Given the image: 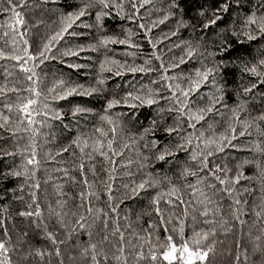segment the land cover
<instances>
[{"label": "snow or ice", "instance_id": "snow-or-ice-1", "mask_svg": "<svg viewBox=\"0 0 264 264\" xmlns=\"http://www.w3.org/2000/svg\"><path fill=\"white\" fill-rule=\"evenodd\" d=\"M242 0H219L216 7L205 5L197 8L196 23L200 24V20L203 17L211 15V18L205 20L201 24V29H207L210 25L216 24L226 11L229 10L231 5H239ZM260 4L264 6V0H259ZM7 7H0V12L8 13V20L11 23L5 24V30L3 34H0V40H4V46L0 47V59L4 61H13L12 68H18L26 78V82L29 84L27 89L20 87L9 88L7 83L0 86V95H6L7 93H21L22 91L29 92L33 98L23 100L19 95L17 96V104L5 103L4 109H7L10 113L18 111L21 114V121H27L26 125H22L21 122H16L15 127H9V117L0 115V128H6L7 131L15 133L23 127V131L28 134V143L22 148L18 149L17 152L23 157L21 170H11L7 175L13 177H24V182L19 184V189L22 191L27 187L30 192L31 201L28 204L29 211H21L20 215L25 217H33L34 222L38 218L37 227L43 229V235L50 240L52 247L55 252H47L49 257L53 255L57 258L61 257V245L66 241L57 238V235L48 230V226L45 223L44 215L41 210L40 204L36 203L38 200L37 192L39 189V182L36 181L37 169L41 166V161L38 159V149L41 147L38 144V139L47 140V133L43 132V128L50 126L49 117L52 120L60 121L62 119V111L59 108L50 107L47 101H58L65 100L70 95H83L89 96L94 93L103 91L105 86V78L101 75L105 71L113 72L114 75H124V73H149L154 71L151 64V59L154 58L160 62V72L157 75V79L153 80L148 85H141L139 89L132 85L133 90L126 92L120 99L111 98L108 99L104 105V113L99 114V121L102 125L100 127H94L92 134L84 136L78 134L74 137L68 145L60 148L58 152H45L44 155L49 160H56L61 154H67L69 149L74 145L80 150L79 156V168L81 176L84 179L81 181L84 190L78 195L81 199V204L78 206L83 209L84 204L90 205L87 211H80L78 216L77 213H66L63 212V201L57 200L56 207L52 205L48 206V215L55 216L60 227L67 229L68 235L78 231H85L89 236V243L86 246H78L79 256L85 261H89L90 264H111V261H115L116 264H129V258L125 256V252L130 248L132 254L135 257V264H156V261L163 256L164 261H173L177 257L173 255L175 245L172 244V237L169 236L165 241L168 250H161L159 242L156 245L152 244V241H148V252L145 253L142 249L146 246L144 237H139V247L141 251H137V245L132 243V237L128 238L127 247H125L123 241L125 235L121 232L119 227H116L117 220L113 218L111 223L114 225L111 235L116 236L117 233L120 235V246L117 248L116 244H112V248L116 251L109 257V253L105 251L103 245L108 241V236L105 235L103 240L99 242H91L92 230L97 226L98 221L101 219V214L104 220V230L107 232V225L109 221V213L103 211L101 208L95 207L93 204V198H99L98 192L96 191V183L89 181L84 171L85 161H88V171L94 176L96 173L93 170L91 161L93 160L94 154L98 153L104 160V171L107 173L105 180L99 183L103 184V191L107 196V205L111 209V213L118 216L117 202L120 200L118 195H113L114 192H118L120 185L113 183L117 176V165L115 164L116 158L120 157L121 164L124 168H130L134 163H138L139 168L143 169L145 163L149 157L143 155L138 144V140L143 141V148L149 152L157 149L159 141L156 139L148 140L146 137L154 130L163 127V130L170 134H173L179 143H169L161 148L155 159H164L167 156H174L177 152L186 150L191 145V153L188 157L190 161H196L198 165L197 171H192L188 167H182L180 176L185 177L192 175L196 177L193 184L184 185V189H191L192 192V205L189 206V201H185L180 196V189L176 185H172L167 192H158L156 196L152 197L151 203L158 205L160 197H164L169 205H172L174 201L171 197H175L176 201L180 204L185 205L184 217H188L190 212L192 213V227L194 228L192 236L189 237L190 243L183 244L180 249L179 262L182 264H193L194 261L200 262V264H216L215 257L218 255L217 245L222 243L217 237L221 232L228 234L235 232L236 224L240 225L239 239L235 240L236 253L232 259L231 264H254L251 259V254L259 253L264 256V112L256 116L250 114L245 115L243 119H240L242 113H246L245 107L246 101H241L229 107L224 101L225 89L222 86L221 79V68L225 62L223 60L215 61L209 64L208 61L215 57L217 52L208 51L211 44H207L208 38L203 35L196 37L193 36L190 40H180L178 43L170 45V49L173 48H184L182 57L176 62V58H172L170 61H165V52L163 49H157L162 40H167L169 37H175L178 35V31L181 27L188 25L191 27L193 33L196 32L194 24H189L183 19V16L177 11L180 5L178 0H167L166 6L162 9L156 7L157 0H127L130 4L131 14L127 15L129 21L138 19V12L145 5H149L152 10L159 13L163 11V16L153 20L151 23L141 22L138 24V28L143 30L144 38L150 45L152 52L150 57L144 59L142 64H128L121 63L119 61L105 58L100 61L99 72L95 83H89L87 86L82 84H69L68 81L63 78L55 79L52 86L47 89V93L41 96V93L37 89L38 77L37 68L47 60L61 59V63H66L62 57H75L80 54L81 51L88 49L97 51L101 46L107 47L111 43L130 44L134 51H126V55L132 57L135 60L138 52L140 51L139 44H133L130 37H135L136 33L126 29V38L118 39L115 36H101L96 43H89L85 45H72L71 47H65L58 49V56L53 55V50L57 49V42H60L65 37L77 35L78 33L72 31L74 26H78L82 20L81 18L88 14V12L94 8H99L95 12L94 24H84V27L92 28L96 27L98 30L102 28V19L110 15V11H115L117 15L124 17L126 0H81V6L73 11L66 13L61 12L59 14L58 23L56 30L51 31V25L45 29V36L40 37L41 43L38 50H30L29 37L32 36V25L24 27L21 31V26L25 24V20L20 12L17 11V5L14 0H6ZM21 5L25 4V0H19ZM34 6V5H33ZM148 16V12L145 13V17ZM177 16L176 25L174 31H169L166 34H162L160 38H152L150 31L158 24L168 21L170 17ZM242 23L238 28L235 22L227 23L221 30L220 35L231 32L233 37H238L237 42H245L246 40H253L258 36L264 35V11L254 9L250 14H245L243 17L238 16ZM37 24H42L41 21H37ZM255 25L256 29L251 26ZM49 31L51 34H48ZM226 41L219 40L218 52L223 53L231 45L225 46ZM10 46V48H9ZM205 49L201 51V49ZM189 58L199 61V67L193 69L192 73H180L168 75L169 69H175L179 67V64L185 63ZM239 66L242 72L249 73L253 76L259 77L258 82L264 81V48H261L256 53V58L253 61L239 59ZM167 63V67L165 64ZM251 63V66H249ZM72 68L80 67L76 63L68 65ZM5 73L10 76L11 73L8 68H5ZM187 81V85H184V81ZM179 81V82H178ZM257 82V83H258ZM157 83H161L162 87H155ZM209 85V91L202 94L199 99L203 100L205 95L207 96V104L202 107L193 108L191 105L194 103L190 99L197 90L204 85ZM256 83L249 84L247 87L242 88V93L249 97V92L255 87ZM166 89L169 95L162 96L159 93ZM39 97V99H37ZM163 100L165 107L158 109V112L154 114V118L150 120L149 126L145 127L140 133L139 137L133 135L131 137H125L122 135V130L125 127V121L123 119V113H115L108 115L107 113L115 105L123 103L129 108H136L142 105H158ZM219 105V107H217ZM94 110L82 105H74L72 108V116L74 118L85 117L87 114L92 113ZM175 112L176 115L173 119L172 124L165 125L164 115ZM210 114L221 117L226 121V128L223 132L216 134L212 131L214 124L209 123L207 131L211 132V135H206L205 130H194L187 135H182L184 131L183 124L186 117L188 127L195 129V122L204 120ZM40 117V118H38ZM156 117H159L158 119ZM36 125L41 127L38 129ZM239 126V130H237ZM109 132L111 133V139L108 138ZM247 133H254L257 135L258 140H250L246 144H240L236 142L237 136L243 137ZM126 141V142H120ZM247 147L252 150L253 153L259 154L260 159L245 160L242 163H254L257 169V175L255 179L259 182L260 196L258 197V203L254 202L251 209L247 208L246 203H242L239 198V192L237 191V182L241 179H252L251 177L245 178L243 173L240 171L242 163L238 162L235 167V175H231L232 169L229 167L230 161L223 155L225 149L228 148H241ZM91 151H86V149ZM135 151L137 154V161L134 162L130 158H125L122 153L125 151ZM30 153V154H29ZM6 156H14L17 153L7 152L2 153ZM73 166L75 167L76 154L73 152ZM219 157H224L223 166L217 163L216 160ZM209 158H212L211 167L209 166ZM112 163L111 167L107 165ZM58 163H64V161H58ZM199 169L207 170V178H212L216 183H208L205 176L198 175ZM55 172H63L65 176H68V169L66 168H55ZM126 176H132L133 173L127 171L124 173ZM29 179L33 181L29 183ZM70 179L75 180L74 177ZM164 179H168L164 177ZM52 180V176L49 175L46 179V183ZM159 180L154 177L151 173H146L143 179L139 182L131 180L129 183H125L122 187L125 190L130 189V193L125 191V198L129 195L134 197L148 188L157 185ZM218 184V186H217ZM57 190L60 189V185H55ZM12 191V190H10ZM240 191L248 193L253 189L243 187ZM219 195L221 200L227 197L231 204L230 218L225 219L221 216V208L218 205V201L212 199V197ZM15 199H21L15 197ZM34 206V210L33 209ZM200 207H203V211H200ZM248 210L253 216L252 223L256 226L255 231L249 230L244 231L248 221L244 217L245 211ZM156 212L161 216V224L172 223L171 214L165 218L164 211L159 207L156 208ZM198 212V215L195 213ZM7 209L0 208V227L4 228L3 236L4 239H0V264H12L11 253L15 251L17 245H14L10 239V234L6 228V221L10 220L11 217L6 215ZM71 216H77L74 222L70 220ZM213 217L208 219L207 217ZM217 217H220L217 219ZM201 220L203 226L200 225ZM67 221V222H66ZM186 222L183 218H179L177 225L173 227L172 231H179L181 234L186 227ZM127 227V225H125ZM133 235H135L133 233ZM245 238L248 244L251 245V254L248 251V244H245ZM244 244V251H241V245ZM211 254V256H209ZM45 252L36 249L32 253H26L22 258L24 264H30L29 256H32L31 264H36V257H39L40 264H43ZM59 264H64L63 259L59 260Z\"/></svg>", "mask_w": 264, "mask_h": 264}, {"label": "trees", "instance_id": "trees-1", "mask_svg": "<svg viewBox=\"0 0 264 264\" xmlns=\"http://www.w3.org/2000/svg\"><path fill=\"white\" fill-rule=\"evenodd\" d=\"M17 5V11L21 13L25 20V24L21 26V31L24 27L32 25V36L29 37L30 50H38L41 40L40 37L45 36V29L47 26L51 25V31L56 30V25L58 23L59 14L61 12L73 11L81 6V0H25V4L21 5L19 0H14ZM167 0H157L156 7L164 8L166 6ZM180 5L179 13L183 16V19L189 24H194L196 27V32L193 33L191 27L185 25L181 27L178 31V35L175 37H169L167 40H162V42L157 45V49H163L165 52V61H170L172 58H176V62L182 57L184 53V48H173L170 49V45L173 43H178L180 40H190L193 36L199 37L204 36L208 38L207 44H211L208 51L217 52L215 57L210 59L208 63L210 64L212 60L225 62L224 66L221 68V79L222 86L225 89L224 92V103L229 107L240 103L241 101H246V113H242L240 119H243L245 115L250 114L251 116H256L261 112H264V81L258 82L259 77L253 76L249 73H244L239 66V59L253 61L256 58V53L259 49L264 48V35L258 36L253 40H246L245 42H237L238 37H233L231 32L224 33L220 35L221 30L227 23L235 22L236 26L239 28L242 21L238 19V16L243 17L245 14H250L254 9H259L264 11V6H262L259 0H242L239 5H231L228 11L224 13L221 19L214 25H210L207 29H201V24L205 22L206 19L211 18L209 13L208 16L201 18L200 24L196 22V9L207 5L216 7L219 0H178ZM34 5V6H33ZM6 0H0V7H7ZM99 8H94L88 12L87 15L81 18L82 22L78 26H74L72 31L78 33L77 35H72L65 37L60 42H57V49L53 50V55L58 56V49H63L65 47H71L72 45H87L89 43H96L101 36H115L118 39H125V30H131L136 33L135 37H130L133 44L140 45V51L138 52L135 60L132 57L127 56L126 51H134L130 44H120L111 43L107 47L101 46L97 51H92L85 49L80 52L79 55L75 57H62L66 63H61V59L47 60L37 68L38 80L37 89L41 93V96L47 93V89L52 86L55 79L63 78L71 84H82L87 86L89 83H95L97 74L99 72L100 61L105 58L113 59L121 63L128 64H142L144 59L150 57L152 49L148 44L147 40L144 38L143 30L138 28V24L141 22L151 23L159 17L163 16V11L157 13L151 9L149 5H145L138 12V19L129 21L127 15L131 14L130 4L127 3L124 17L117 15L115 11H110V15L102 19V28L98 30L96 27L87 28L84 24H94L95 12ZM148 12V16L145 17V13ZM8 13L0 12V34H3L5 30V24L11 23L8 20ZM177 16L170 17L168 21L158 24L156 27L152 28L150 31V36L152 38H160L162 34H166L169 31H174L176 25ZM37 21H41L42 24H37ZM256 29L255 25L251 26ZM48 34H51L49 31ZM225 40L227 45L231 47L223 53L218 52L219 40ZM4 46V40H0V47ZM10 48V46H9ZM205 49H201L204 51ZM13 61H4L0 59V86L7 83L9 88L20 87L22 89H27L29 84L26 82L25 75L18 69L12 68ZM71 63H76L80 67L72 68L68 65ZM152 67L154 71L149 73H124V75H114L113 72L105 71L101 75L105 78V86L103 91L94 93L89 96L83 95H70L65 100L58 101H47L50 107L59 108L63 115L60 121L52 120L49 117L50 126L43 128L42 136L47 133V140L38 139V144L41 147L38 149L39 155L38 159L42 162L39 169L36 172V181L39 182V189L37 192L38 200L36 203L40 204L42 213L44 215L45 223L48 226V230L54 232L58 239L65 240L66 242L61 245V257L57 258L54 255L49 257L47 252H55L52 247L50 240H48L42 233L43 229L37 227L38 218L34 222L33 217L21 216V211H29L28 204L31 201V196L29 189L25 187L22 191L19 189V184L24 182V177H13L7 175L11 170L20 171L23 157L17 152L18 149H22L28 143V134L23 131V127L14 134L7 131L6 128H0V208H6V215L11 217L10 220L6 221V228L10 234V239L14 245H17L15 251L11 253L12 264H24L23 257L26 253H32L34 250L39 249L45 252L43 264H59V260L63 259L64 264H90L89 261L81 259L79 256L78 246H86L89 241V236L87 232L81 230L71 235H68L67 229H62L56 220L55 216H49L47 209L49 205L56 207V201H63V212L66 213H77L80 211H87L90 206L87 203L84 204L83 209L78 206L81 204V199L79 193L84 190L81 181L84 177L81 176L79 168V156L80 150L74 145L69 149L67 154H61L56 160H49L45 157V152H58L60 148L68 145L70 141L76 137L78 134H83L88 136L92 134L94 127L104 126L99 121V114L104 113V105L108 99L117 98L120 99L124 96L126 92L132 91V85H135L136 89H139L141 85H148L153 80L157 79V75L160 72V62L156 61L154 58L151 59V64L148 65ZM167 67V63L165 64ZM199 61L189 58L185 63L179 64L178 68L169 69L168 75L174 73H192L193 69L199 67ZM251 66V63H249ZM5 68L11 73L7 76L5 73ZM179 82V81H178ZM258 82V83H257ZM184 85H187L185 80ZM256 83L255 87L250 90L249 97L242 93V88L247 87L249 84ZM155 87H162L161 83H157ZM209 91V85H204L194 93L191 100L194 103L191 107H202L207 104V96L205 95L203 100L199 97ZM162 96L169 95L166 89L162 90L160 93ZM26 100L28 98H33L29 92L22 91L17 94L14 92L7 93L6 95H0V115L8 116L9 127H15L16 122H21L22 125H26V119L21 121V114L18 111L10 113L7 109H4L3 105L5 103L17 104L18 102H23V100L18 101L17 96ZM39 99V97H37ZM74 105H82L93 109L92 113L87 114L85 117L74 118L72 116V108ZM165 107V102L161 100L158 105H142L136 108H129L123 103L115 105L109 112L108 115H113L115 113H123V119L125 127L122 130V135L125 137H131L133 135L139 137L140 133L145 127L149 126L150 120L154 118V114L158 112V109ZM219 107V105H217ZM176 113L164 115L165 125L172 124ZM40 118V117H38ZM157 119L159 117H156ZM184 119L183 128L184 131L182 135H187L194 130H205L206 135H211V132L207 131L209 123H213L214 127L212 131L216 134L223 132L226 128V121L221 117L215 116V114H210L204 120L195 122V129L189 128L186 117ZM2 122V121H0ZM39 129L41 126L36 125ZM239 130V126H237ZM109 139H111V133L109 132ZM146 139L152 140L156 139L159 141L157 149L149 152L143 148V141L138 140L139 147L143 155L148 156L149 159L144 162L145 167L138 170V163H134L130 168H124L121 164L120 157L116 158L115 164L117 165V176L113 183L120 185L118 192H114L113 195H118L120 200L117 202L118 216L111 213V209L107 205V196L103 191V184L100 181L105 180L107 173L104 171L105 165L103 157L98 153L94 154L93 160L90 162L96 175L94 176L88 171V161H85L84 171L86 177L89 181L95 182L98 192V200L93 198V204L95 207L101 208L103 211L109 213V221L107 225V232L104 230V220L101 214V219L98 221L97 226L92 230L91 242H99L103 240L104 236H108V241L104 243L103 247L105 251L109 253L111 257L112 253L116 250L112 248V244H116L117 248L120 246V235L116 234L115 237L111 235L114 225L111 220L115 218L117 220L116 227H119L121 232L124 233L125 239L123 241L125 247L128 244V238L132 237V243L137 245V251H141L139 247V237H144L145 247L142 249L145 253L148 252V241L151 240L153 245L159 242V247L161 250H168L165 241L169 236L172 237V244L175 245L177 250L185 243H190L189 237L192 236L194 228L192 227V219L190 212L188 217H184L183 213L185 211V205L180 204L176 201L175 197H171L174 201L172 205L167 203L164 197H160L158 205H153L151 203L152 197L156 196L158 192H167L172 185H176L179 188L180 196L185 201H189V206L192 205V192L191 189H184V185L193 184L196 180L195 176L188 175L185 177L180 176V171L182 167H188L192 171H197L198 165L196 161H190L188 159L191 153V145L188 149L177 152L174 156H167L164 159L157 160L155 156L158 154L159 150L163 148L166 144L179 143V140L175 139V136L171 137L170 134L163 130V127L154 130L150 133ZM250 140H258V137L254 133H247L245 136H237L236 142L240 144H246ZM126 142V141H120ZM5 151L17 153L14 156L3 155ZM86 151H91V149H86ZM73 152L76 154L75 167L73 166ZM30 154V153H29ZM223 155L230 161L229 167L232 169L231 175H235V165L238 162H243L245 160H251L253 158L260 159L259 154L253 153L250 148H228L225 149ZM125 158H130L134 162L137 161V154L135 151H125L122 153ZM58 161H64V163H58ZM212 158H209V166L211 167ZM223 166L224 157H219L216 160ZM108 167L112 166L110 162ZM55 168H66L68 169V176H65L63 172H55ZM130 171L133 173L132 176L124 175L125 172ZM240 171L243 173L245 178L251 177L252 179H241L237 182V191L239 192V198L242 203L247 204V208L251 209L254 202L258 203V197L260 196L259 182L255 179L257 175V169L254 163H242ZM146 173H151L154 177H157L159 183L151 188L143 191L142 193L128 198H125V190L122 185L129 183L131 180H136L139 182L140 179L144 178ZM51 175L52 180L45 182L47 177ZM198 175L205 176L207 178V170L199 169ZM74 177L75 180L70 179ZM167 177L168 179H164ZM29 179V183H32ZM208 183H216L214 179L207 178ZM59 184L60 189L57 190L55 185ZM218 186V184H217ZM243 187H248L253 189V191L244 193L240 191ZM12 190V191H10ZM15 197H20L21 199H15ZM212 199L218 201V205L221 208V216L225 219L230 218L229 205L231 201L224 197L221 200L220 196H214ZM159 207L164 211L165 218L168 214H171L172 223L167 225L161 224V216L157 214L156 208ZM34 210V206L33 209ZM200 211H203V207H200ZM198 215V212L195 213ZM77 216H71V222H74ZM179 218H183L186 222V227L183 233L179 231L173 232L172 229L177 225ZM208 219L213 217L209 216ZM220 217H217L219 219ZM248 224L246 225L244 231H255L256 226L252 223L253 216L250 211L246 210L243 217ZM67 222V221H66ZM127 225V227H125ZM203 226L201 220L200 225ZM4 228L0 227V239H4L3 236ZM133 233L135 235H133ZM240 225L236 224L235 232L225 234L221 232L217 239L222 241L217 245L218 255L215 257L216 264H231L232 259L236 253V247L234 241L239 239ZM245 244H248L245 238ZM241 251H244V244L241 245ZM248 251L251 254V245L248 244ZM125 256L129 258V264H135V257L129 248L125 252ZM211 256V254H209ZM251 259L254 264H264V256L259 253L251 254ZM32 256H29V262L31 264ZM36 264H40L39 257H36ZM111 264H116L113 260ZM156 264H182L179 262V258L173 261H164L163 256L156 261ZM193 264H200L198 261H194Z\"/></svg>", "mask_w": 264, "mask_h": 264}, {"label": "rangeland", "instance_id": "rangeland-1", "mask_svg": "<svg viewBox=\"0 0 264 264\" xmlns=\"http://www.w3.org/2000/svg\"><path fill=\"white\" fill-rule=\"evenodd\" d=\"M179 249L177 250V248L175 247V250H173V255L176 256L177 258H179L180 255Z\"/></svg>", "mask_w": 264, "mask_h": 264}]
</instances>
